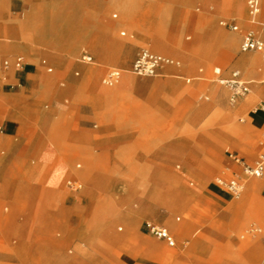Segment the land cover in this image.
<instances>
[{
  "label": "rangeland",
  "instance_id": "obj_1",
  "mask_svg": "<svg viewBox=\"0 0 264 264\" xmlns=\"http://www.w3.org/2000/svg\"><path fill=\"white\" fill-rule=\"evenodd\" d=\"M23 1L29 5L39 0ZM45 1L49 10L35 16L37 28L61 40L58 43L29 29L32 40L20 39L21 33L14 26L24 21L25 12H15L11 0H0V42L7 45L0 49V60L9 62L0 68V124H6L0 133V264H31L25 260L28 257L19 256L20 247L26 255L29 251L37 254L43 263L62 259L65 264H225L226 260L218 257L238 253L245 263L264 264V259L253 262L240 252L250 249L264 255V172L260 177H249L242 169L244 162L258 158L264 143V121L256 130L248 123L253 117H264L260 110L264 82L256 80L260 71L254 66L238 65L250 60L248 55L239 57L244 53L264 60L257 51H240L242 33L252 28L230 8H222L220 0H129L131 12L123 7L122 0H110L115 8H105L109 0ZM159 14H163L172 41L170 47L166 45L168 51L157 50L150 34ZM129 20L138 30L132 37L128 35ZM220 20L235 21L238 30L219 25ZM214 30L233 35L236 45L230 56L224 54V40L215 43L213 58L203 51ZM262 31L261 25L253 28L258 36L264 34ZM141 48L179 63L175 71L163 72L173 84L162 94L171 106L160 113L164 121L154 133L163 145L172 137L181 153L169 168L147 159L153 151L149 145L132 160L121 152L96 153L95 134L87 133L86 144L79 137V122L86 114L92 115L97 131H104L101 120L109 115L108 107L114 109L109 112L114 119H126L133 113L159 114L154 107L142 108V113L133 91L125 96L131 82L125 76L133 80L151 78L130 71ZM85 53L92 55L91 61L82 60ZM18 55L28 63L24 71L15 68L14 57ZM216 66L223 75L236 69L245 81L251 80L249 91L233 105L228 103V88L213 74ZM111 68H117L121 76L107 86L103 79ZM157 76L161 77L160 73L152 77ZM42 77L52 81L41 84L40 95L35 88ZM123 79L128 83L122 85ZM71 80L76 86L68 91ZM218 88L226 91L224 106L232 115L215 105L210 123L205 118L198 128L190 127L189 114L204 107L202 102L213 101V89L216 100V93L224 91ZM244 97H250V102L240 108ZM6 119L14 122L16 129L8 132ZM43 119L54 123H42ZM233 123L241 126L236 135L227 130ZM115 125L122 127L123 123ZM27 135L32 138L24 139ZM25 143L32 147L25 149ZM17 144L21 148H16ZM192 147L200 154L202 168L184 162L185 153ZM231 177L244 182L237 196L218 182V178ZM248 179L263 186L248 192ZM136 195L149 197L151 202L133 201ZM240 202L241 206L234 209ZM146 205L152 212L142 219L140 213ZM221 211H227L225 218ZM148 222L167 227L174 245L153 235L147 229ZM133 229L141 230L156 245L169 248L168 253L160 252L157 246L152 250L145 247L129 232Z\"/></svg>",
  "mask_w": 264,
  "mask_h": 264
},
{
  "label": "crops",
  "instance_id": "obj_2",
  "mask_svg": "<svg viewBox=\"0 0 264 264\" xmlns=\"http://www.w3.org/2000/svg\"><path fill=\"white\" fill-rule=\"evenodd\" d=\"M220 1H221V7L222 8L228 7L225 4L224 0H220ZM137 3H140V1H138ZM11 4H12L13 10L15 12H22V11L25 12L24 21H22L18 26H14L16 29H19V31L21 33L20 39L26 40V41H31L32 40V33H35L36 35H40L41 37H44L53 43H58L59 41H61L59 39L58 40L54 39L47 32L43 34L37 28L39 26V22L35 20V16H39L41 14V12H43V11L46 12L47 10H49V8L47 6L49 4L45 0H39L36 3L31 2L29 5H25L23 0H11ZM245 6H246V0H245ZM107 7L108 8L109 7L115 8V6L110 3V0L108 1V4L105 6V8H107ZM99 8L100 7L96 8V10H98ZM228 8L231 9V7H228ZM163 10L167 11L166 8H163ZM246 10H247V6H246ZM231 12H233L234 15L238 14V15H236L238 17V19H240L242 22H245V25L248 28H252L249 30L253 31V28L256 27V25H260V22L264 21V1L262 4L261 13L259 15V21L260 22H256V23L250 22V20L248 18V12L246 14V11H244V13H245L244 17L239 16V14L241 15V12L239 13V11H235V10L231 9ZM92 16L96 17L97 14L93 13ZM113 17H116V14H113ZM225 23L236 24V22L233 20L232 21H230V20H220L219 21V25L224 26L226 28H229L230 30H232V29L230 27L226 26ZM57 24H58V22H56V26H57ZM127 25L129 27L128 35H129V37H132V32L138 31L136 29L137 25H135L130 20L127 22ZM237 27H238V25H237ZM28 29L31 30V32H32L31 34H30V32H27ZM237 30H232V31H237ZM262 32L264 33V31H262ZM121 33H123V32H121ZM124 33H125V31H124ZM242 35H243V33H242ZM242 35H241V38H242ZM231 36H233V35H231V34L226 35V34L220 32L219 30H214L212 35H211V38H210L211 41H210L209 45L207 47H205L203 49V51L209 57L213 58L214 53H215L214 52L215 51V43L217 41L224 40L227 44V47H226L224 54L227 56H230L232 48L235 47V45H236L233 42V40H232L233 38H231ZM240 42H241V40H240ZM6 47H7V45H5L3 42H0V49L1 50L6 48ZM147 49H149V48H147ZM149 50L156 52L152 49H149ZM156 53L164 55L160 52H156ZM85 54H88L92 57V55L90 53H85ZM243 55L250 56V60H246L244 62L238 63V65L254 66L256 68V72L260 71L259 75L256 77V80H262L259 82L263 83L264 82V80H263L264 60L260 61L257 58H255L253 55L248 54V53H244V54L240 55L239 57H241ZM18 56H21L23 58L22 55H18ZM18 56H16V57H18ZM164 56H166V55H164ZM16 57H14V61H15ZM167 57H169V56H167ZM172 59H174V58H172ZM3 60H8V59H2V60H0V63ZM42 63L45 64L46 60L43 59ZM178 66H179V63L178 64H171V65H164V66L160 67L158 69L157 73L153 76H156L157 74L160 73L161 77L157 76V77L153 78L152 76H138L135 74L138 77H151V78H142V79L140 78V79L133 80L129 76H125L131 80L130 84L128 85L127 93L125 96L131 95L130 92L133 91L134 98L140 104L138 107L139 110H142V108L148 109L151 107L153 109V107H154L157 109L155 111H159V114L146 112V113H144L145 114L144 116L143 115L139 116V115H136L135 113H133L132 117H128L126 119H122L119 117L114 119V118H112V116H110L111 113H109L111 111H114V109L108 107V111H109L108 114L109 115L106 118L101 120V122L104 123L103 128H105L104 131H102V132L97 131V129H96L97 125L93 124L92 115L86 114V116L81 118L80 122H79L80 140H84V142L86 144L87 140H88L87 133L90 132L92 134L97 135V137H95V139H94L96 142V153H103L104 151H108L111 154L116 155V153L121 152V153L129 154L130 156H132V160H134V156L141 154V150L143 149L144 146L146 147L147 145H149L150 147H152L153 151H152V154L147 157V159L149 161L155 163V164H158L160 166H164L163 168L171 167L173 165V159H175L178 155H181V153H179L176 150L175 144H174L175 142L173 141L172 137H170V141L167 145H163L162 139L159 136H155L154 133H156L158 131L162 122L164 121L163 117L160 116V113L163 112V109H166L167 107L171 106L169 104L170 102L168 100H166L165 98H163L162 94L166 93V91H168L169 88L173 86V84L170 82V80L164 78L163 72L175 71L174 67H178ZM1 67L2 66H0V68ZM27 67H28V63L26 61H24V58H23V65L20 68L15 66V68L17 70H20V71L26 70ZM49 68H50V70H49ZM80 68H83V67L80 66ZM46 69L48 72L52 71V67H47ZM232 70H236V69H232ZM230 71H229V73H230ZM238 71L240 73V70H238ZM90 72H88V74ZM256 72H254V75ZM29 74H30V76L35 75V73L33 74L30 72H29ZM76 74H79V73L76 72ZM228 75L222 74V76H228ZM240 76H241V74H240ZM42 78L43 79L39 78L38 81H40V82L37 85V87L35 88V90L39 89L38 94H40V95H41V90H42L41 84L43 82L51 83V81H52L51 78H46V77H42ZM241 78H242V76H241ZM188 81H189V78L186 79V82H188ZM250 82H251V80H250ZM250 82L248 81L247 83H250ZM21 86L22 85L19 84V90H21ZM72 86H76V83H74L73 80L69 81L68 86H66L69 89L68 91L72 90ZM262 88H264V87H262ZM111 90H101V91H111ZM218 90H224V89L218 88ZM224 91H219L218 93H216V97H217V99H216L217 101H216L215 97H214L215 92L213 89L212 90L213 101L212 102H206V103L202 102L204 104L203 105L204 107H201V108L195 110L194 115H192V116L189 114V116L187 117V123L189 124L190 127L198 128L201 124H203L205 118H206L205 122L210 123L213 119V115L211 112L214 109L215 105H218L221 109H223V111H226L227 114L232 115V112L227 111L226 107L224 106V97L226 95V91L225 92ZM229 95H230V91H229L227 99H228V103L230 105H233L234 103L237 102L239 97L234 102H230ZM247 98H248V100H247ZM242 99H240V101L242 100L239 104L240 108L245 107L250 102V97H244ZM129 103H130V101L128 102V104ZM102 104H105V103L102 102ZM148 110H151V109H148ZM132 111L136 112L134 109H132ZM143 112H145V111L142 110V113ZM11 118L13 119V116ZM6 121H8L7 130H8V126L10 127V130H8V132L13 130V129H16V125L14 124V122L10 123L9 119H6ZM262 121H264V117L261 119L257 118V117H253L251 120H249L248 123L250 124V127L252 129L256 130L257 128H259V126L261 125L260 123H262ZM41 122L46 123V122H52V121H50V119H43ZM53 123L54 122H52V125H53ZM115 123H117V124L123 123V126L122 127H115L116 126ZM4 124L5 123L0 124V127H1L0 133L4 132V130H5L6 124L5 125ZM227 130L230 133L236 135L241 130V126L233 123V124H230L227 126ZM6 135H7V133H6ZM23 138L26 140L27 139L29 140V138L31 139L32 137L27 135V136H24ZM91 138L93 139V137H91ZM253 143L254 142H252V144ZM30 144L25 143L24 148L27 150L30 149L32 147ZM16 148H21V146L19 144H17ZM82 148L83 147L80 146V149H82ZM263 149H264V143H263ZM243 150H245V148H243ZM80 153H81V151H80ZM183 159H184V162H186V164H189L193 167L202 168L204 166V163L201 161L200 154L197 152V150L194 147L190 148L185 153V156L183 157ZM258 182H260V181H258ZM257 189H255V190H257ZM246 197H248V196H246ZM133 201H136V202L143 201L147 204H149L151 202L149 197H146L143 195H136L134 197ZM232 205L233 204L230 203V205H229L230 209H232ZM234 206H235L234 209H238V207L241 206V202L239 203V205H234ZM144 208L146 210H144L142 213H140L142 219H143V216L145 214L152 212L151 208L148 205H146ZM219 214L222 215L223 218H225L227 215V211L226 212L221 211V212H219ZM159 215L161 216V212L158 213V216ZM177 219L179 220V218H177ZM178 225L182 229L185 227V225L183 223H178ZM163 227H165V226H163ZM129 232L134 236V238H136L138 241H140L148 249H151V250L154 248L156 249V246H157V249L160 250V252L168 253L167 250L169 248H166V247L161 246L159 244L156 245V243H154L152 240H150L141 230L133 229V230H129ZM170 234H171V232H170ZM172 238H173V236H172ZM18 250H19V256H21L24 259H25V256H26V258L28 257V259H25V260H29V262H31V264H65L62 259L53 260L52 262H50V261L46 262L45 261L43 263L40 259L37 258V254H34V253L31 254V252L29 251V253L27 252V255H26L24 252L25 250L22 247L18 248ZM256 251L257 250L254 251V250H250V249L249 250L243 249V251H240V252L245 253V255H247L251 261L253 260V262L259 261V260H260V262H262L264 259V255L263 254L259 255V254H257ZM177 252L181 253L182 250L181 251L177 250ZM65 254H67V253H65ZM65 254H63V255H65ZM69 254H72V253H69ZM223 258L224 257H218L219 260H221V259L226 260V261H224L225 264H235V263L236 264H248L247 261H246L247 263H245L244 257L238 253H233L232 255L231 254L228 255L227 258H224V259Z\"/></svg>",
  "mask_w": 264,
  "mask_h": 264
},
{
  "label": "built area",
  "instance_id": "obj_3",
  "mask_svg": "<svg viewBox=\"0 0 264 264\" xmlns=\"http://www.w3.org/2000/svg\"><path fill=\"white\" fill-rule=\"evenodd\" d=\"M263 1L264 0H246L247 12L252 23L260 22L259 15L262 10ZM225 25L232 30L238 29L237 25L233 23H225ZM260 25L264 30V21L260 22ZM240 51H257L264 55V35L258 36L252 30L245 31L241 38ZM82 60L89 62L92 60V57L88 54H84L82 55ZM14 64L16 67L20 68L23 65V58L21 56L16 57ZM171 64H178V61L153 52L147 48H142L134 58L130 70L138 76H153L157 73L160 67ZM8 65V60H3L0 63V66L3 67H7ZM213 74L216 76L220 84L229 89L230 102H234L239 96L249 91L248 83L241 78L238 70H231L228 76H222L221 68L216 66L213 68ZM119 76L120 71L117 68H111L107 71L103 83L107 86H112L116 83ZM260 109L264 111V103L261 105ZM236 161H239L238 157H236ZM242 169L247 176L260 177L264 172V149L254 161L244 162ZM218 182L224 183L229 191L235 196L241 192L242 184L238 178L231 177L227 180L218 178ZM147 229L156 237L166 240L168 244H174V240L166 227L148 222Z\"/></svg>",
  "mask_w": 264,
  "mask_h": 264
},
{
  "label": "bare ground",
  "instance_id": "obj_4",
  "mask_svg": "<svg viewBox=\"0 0 264 264\" xmlns=\"http://www.w3.org/2000/svg\"><path fill=\"white\" fill-rule=\"evenodd\" d=\"M232 1V2H231ZM225 4L228 6V7H231V9L235 10V11H239V13L241 12V15L239 14V16L241 17H244L245 16V13H244V3L242 0H224ZM120 5V4H119ZM122 5L123 7H127L128 11L130 10L131 12V3L129 0H122ZM121 6V5H120ZM122 7V6H121ZM136 11V10H135ZM128 14V13H127ZM130 14V13H129ZM128 14V15H129ZM238 15V14H236ZM131 16V15H130ZM134 16V15H133ZM133 19V17H131ZM248 18L250 20V17L248 15ZM158 21H156V24H155V27L150 29V34L153 36V40H154V47L157 49V50H160V51H168L169 48L167 46L170 47V44L172 43L171 41V38L169 37L168 35V31L166 30V26L164 24V20H163V14H159L158 18H157ZM251 22V21H250ZM122 34V33H121ZM125 34V33H124ZM168 44V45H167ZM167 45V46H166ZM155 49V50H156ZM120 76H121V73H120ZM120 76L117 80V82L119 81L120 79ZM128 81L127 79H123L122 80V85H125L127 84ZM104 95V94H102ZM98 97V96H97ZM99 98V97H98ZM101 100V99H100ZM261 110V109H260ZM249 177H252V176H249ZM241 184H242V188L244 186V182L242 183V181L240 180ZM263 183L262 182H258L256 180H253V179H248L246 180L245 182V186H246V190H248V192L250 190H255L257 188H260V186H263L262 185ZM239 205V204H238Z\"/></svg>",
  "mask_w": 264,
  "mask_h": 264
}]
</instances>
